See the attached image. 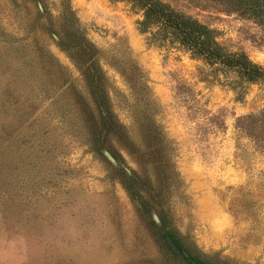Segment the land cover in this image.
Returning a JSON list of instances; mask_svg holds the SVG:
<instances>
[{"label": "rangeland", "instance_id": "374dc122", "mask_svg": "<svg viewBox=\"0 0 264 264\" xmlns=\"http://www.w3.org/2000/svg\"><path fill=\"white\" fill-rule=\"evenodd\" d=\"M46 1L59 17L62 0ZM162 1L214 30L227 52L264 65V24L247 0ZM70 2L127 137L103 144L118 166L96 151L76 65L36 26L35 7L0 0V264H181L129 196L123 166L141 178L143 201L203 255L264 264V143L239 128L264 110V84L246 85L238 100L223 75L142 34L128 3ZM160 132L161 154L151 140Z\"/></svg>", "mask_w": 264, "mask_h": 264}, {"label": "trees", "instance_id": "16d2710c", "mask_svg": "<svg viewBox=\"0 0 264 264\" xmlns=\"http://www.w3.org/2000/svg\"><path fill=\"white\" fill-rule=\"evenodd\" d=\"M10 1L14 6L30 4L35 7L36 26L42 28L44 30L42 32L48 34L61 50L68 53L76 65L93 101L92 107L83 102L82 112L96 132V151L104 155L103 151L107 150L103 145L105 139L111 135L127 137V129L114 111L106 75L98 59L100 52L80 27L79 18L70 0H62V9L57 18L48 13L46 0ZM117 1L128 3L135 11L142 14V20L138 22L139 30L142 34H150L152 42L177 44L183 51L189 53L192 59L203 62L209 68L208 76L220 81V76L223 75L227 85L236 90L238 100L243 99L246 85L264 84V65L254 62L245 53L227 52L218 42L216 32L198 20L178 12L162 0ZM245 2L249 4L248 10H252L254 18L264 24L262 1ZM239 125L242 131H250L255 135V143L258 138H260L259 143H264V110L241 117ZM151 140L160 142L161 154L162 144L166 140L162 133L160 132V137L154 136ZM112 155L120 162L117 156ZM124 167L121 170L124 171L127 179L126 190L138 209L142 213L151 215L160 248L169 259H175L181 264H229L214 261L203 255L172 225L171 221L159 216L155 208L143 201V196L138 192L141 178L127 167L130 170L128 173ZM160 171L165 172L162 162H160ZM154 213L160 218V224L154 221Z\"/></svg>", "mask_w": 264, "mask_h": 264}, {"label": "water", "instance_id": "95a60500", "mask_svg": "<svg viewBox=\"0 0 264 264\" xmlns=\"http://www.w3.org/2000/svg\"><path fill=\"white\" fill-rule=\"evenodd\" d=\"M103 154L104 156L111 162L113 163L115 166H118L119 165V162L116 160V158L112 155V153L108 150H104L103 151ZM124 167V166H123ZM126 169V171L128 173H130V170L127 168V167H124ZM153 218H154V221L157 223V224H160L161 221H160V218L158 217V215L156 213L153 214Z\"/></svg>", "mask_w": 264, "mask_h": 264}]
</instances>
